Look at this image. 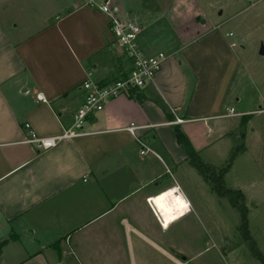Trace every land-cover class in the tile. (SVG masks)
<instances>
[{
  "label": "crops",
  "instance_id": "1",
  "mask_svg": "<svg viewBox=\"0 0 264 264\" xmlns=\"http://www.w3.org/2000/svg\"><path fill=\"white\" fill-rule=\"evenodd\" d=\"M108 2L140 29L130 10H147L154 48L137 45L166 60L145 88L89 116L86 135L40 152L26 143L24 123L39 137L61 134L84 102L87 74L107 84L125 76L129 64L107 18L87 0H0V264H185L177 255L180 210L173 209L174 185L166 179L186 158L174 131L195 150L206 146L210 126H217L210 122L224 116L233 76L226 83L201 79L214 47L196 18L169 14L175 1ZM129 124L145 127L135 135L156 142L171 169L149 151L165 174L139 157L150 152H138L135 136L124 131ZM158 220L172 224L163 229Z\"/></svg>",
  "mask_w": 264,
  "mask_h": 264
},
{
  "label": "rangeland",
  "instance_id": "2",
  "mask_svg": "<svg viewBox=\"0 0 264 264\" xmlns=\"http://www.w3.org/2000/svg\"><path fill=\"white\" fill-rule=\"evenodd\" d=\"M173 1L169 14L183 22L196 18L197 29L208 34L209 46L214 47L209 71L201 79L226 83L233 76L230 99L219 115L227 114L229 108L248 112L244 117L222 116L210 122L217 126L215 130L210 126L208 144L193 149L191 159L185 153L176 168H169L151 136L144 142L171 169L166 179L174 185L173 209L180 210L175 225L181 234L177 255L185 264H197V258L209 264H264V56L259 55L264 48V0ZM130 11L142 27L137 36L140 49H153L149 45L154 34L148 25L151 14L137 8ZM229 33L231 37L226 36ZM139 157L165 174V167L151 152ZM159 225L170 226L161 221ZM168 250L175 252L170 245Z\"/></svg>",
  "mask_w": 264,
  "mask_h": 264
},
{
  "label": "built area",
  "instance_id": "3",
  "mask_svg": "<svg viewBox=\"0 0 264 264\" xmlns=\"http://www.w3.org/2000/svg\"><path fill=\"white\" fill-rule=\"evenodd\" d=\"M86 5L96 8L107 18L113 44L120 50L128 62L129 70L125 76L107 84H99L93 81L91 73H88L87 78L82 83V90L85 92L84 102L73 114L72 125L61 134L48 138L39 137L28 123H24L22 128L28 134L26 143L34 146L40 152L54 149L65 140L86 135L84 125L89 116L101 112L108 101L126 95L131 91L145 88L154 80L166 60V56L162 53L146 56L139 49L137 36L140 33V27L132 21H123L119 18L117 10L109 4L108 0H87ZM226 36L231 37L232 34L229 33ZM36 100L43 101V96L38 94ZM234 116H237V114L230 109L223 117ZM177 123H181V120L177 119L173 122V124ZM144 129L145 127H139L134 124H129L124 129V131L135 136L140 146L141 155L150 152L146 148L145 141L135 135L136 131Z\"/></svg>",
  "mask_w": 264,
  "mask_h": 264
},
{
  "label": "trees",
  "instance_id": "4",
  "mask_svg": "<svg viewBox=\"0 0 264 264\" xmlns=\"http://www.w3.org/2000/svg\"><path fill=\"white\" fill-rule=\"evenodd\" d=\"M149 0H142L143 2V5L146 4ZM136 91V90H134ZM133 92V91H131ZM245 116V115H244ZM244 116H241V117H244ZM244 118H241V122L243 123ZM174 136H175V139L177 141V143L182 147L184 153H186L187 156H192L194 153H193V147L191 146L189 140L185 137V135L178 129H175L174 131ZM188 158V157H187ZM191 159V158H190Z\"/></svg>",
  "mask_w": 264,
  "mask_h": 264
},
{
  "label": "water",
  "instance_id": "5",
  "mask_svg": "<svg viewBox=\"0 0 264 264\" xmlns=\"http://www.w3.org/2000/svg\"><path fill=\"white\" fill-rule=\"evenodd\" d=\"M259 55H260V56H264V48H260V50H259Z\"/></svg>",
  "mask_w": 264,
  "mask_h": 264
}]
</instances>
